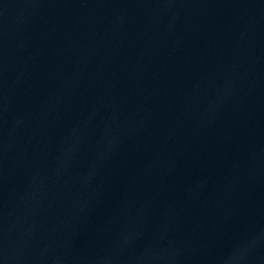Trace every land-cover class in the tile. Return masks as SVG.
Here are the masks:
<instances>
[{
	"label": "water",
	"instance_id": "95a60500",
	"mask_svg": "<svg viewBox=\"0 0 264 264\" xmlns=\"http://www.w3.org/2000/svg\"><path fill=\"white\" fill-rule=\"evenodd\" d=\"M0 264H264V0H0Z\"/></svg>",
	"mask_w": 264,
	"mask_h": 264
}]
</instances>
